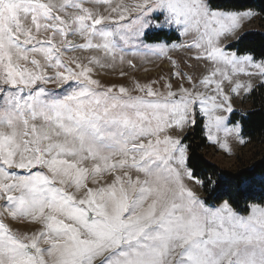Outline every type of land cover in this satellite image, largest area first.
<instances>
[{
	"label": "snow or ice",
	"instance_id": "obj_1",
	"mask_svg": "<svg viewBox=\"0 0 264 264\" xmlns=\"http://www.w3.org/2000/svg\"><path fill=\"white\" fill-rule=\"evenodd\" d=\"M256 15L221 0H0V264H264V175L240 208L184 142L199 126L228 155L229 137L246 146L233 100L264 88V53L229 41ZM130 56L171 70L97 78L136 69Z\"/></svg>",
	"mask_w": 264,
	"mask_h": 264
},
{
	"label": "trees",
	"instance_id": "obj_2",
	"mask_svg": "<svg viewBox=\"0 0 264 264\" xmlns=\"http://www.w3.org/2000/svg\"><path fill=\"white\" fill-rule=\"evenodd\" d=\"M221 3L241 10L252 9L264 18V0H221ZM157 39L171 42L176 37L160 35ZM235 43L241 51L251 52L259 58L264 53V32L253 31L245 33ZM249 100L253 106L251 112L245 113L247 114L245 116L236 112L231 119L233 122L241 121L243 123V134L246 140L258 142L264 146V88L257 87L254 93L249 96ZM184 142L189 146L188 155L190 161L197 166V173L200 178L206 180L207 177H212L225 198L231 196L239 207L243 208L245 194L259 197V179L264 175V154L251 167L230 173L220 170L203 154V151L207 148L208 141L199 126L187 134ZM241 173L254 176L255 183L251 186L239 184L234 178ZM204 198H206V193H204Z\"/></svg>",
	"mask_w": 264,
	"mask_h": 264
},
{
	"label": "rangeland",
	"instance_id": "obj_3",
	"mask_svg": "<svg viewBox=\"0 0 264 264\" xmlns=\"http://www.w3.org/2000/svg\"><path fill=\"white\" fill-rule=\"evenodd\" d=\"M254 11V10H253ZM257 13V12H256ZM260 31L264 32V18L258 14L250 22H245L243 27L240 30L239 35H243L248 32ZM230 43L235 41H229ZM174 58H179L181 54L172 53ZM128 59L132 60V63L136 64V69H131L127 65H119L115 70L112 68L101 69L98 72V77L102 83L112 85H130L132 78L138 79L141 83L146 82L149 79H155L160 75L168 74L171 70V66L167 59H153L146 60L140 56H130ZM149 69L148 72H145L144 69ZM123 69L127 73L126 76L121 77L120 71ZM241 80L247 79L244 76L240 77ZM258 83V82H257ZM51 87V86H50ZM234 113L245 114L251 112L253 106L252 102L247 97H236L233 100ZM223 138V134H219ZM248 141V140H246ZM230 147L232 148V155L226 154L223 150L219 148L218 145H214L208 142L207 148L203 151V154L206 158L216 165L220 170L226 172H238L241 169L246 167H251L254 162H256L264 154V146L258 142L248 141L246 146H239L235 140L231 137L228 138ZM200 195L204 197V192L201 191ZM8 222V221H6ZM12 227L15 229L21 227L18 224L13 223ZM37 227V226H32Z\"/></svg>",
	"mask_w": 264,
	"mask_h": 264
}]
</instances>
